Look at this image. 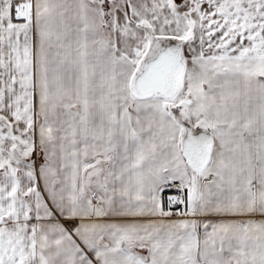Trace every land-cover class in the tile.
I'll return each instance as SVG.
<instances>
[{
	"label": "snow or ice",
	"instance_id": "1",
	"mask_svg": "<svg viewBox=\"0 0 264 264\" xmlns=\"http://www.w3.org/2000/svg\"><path fill=\"white\" fill-rule=\"evenodd\" d=\"M0 264H264V0H0Z\"/></svg>",
	"mask_w": 264,
	"mask_h": 264
}]
</instances>
